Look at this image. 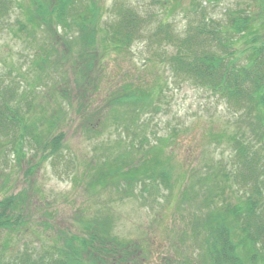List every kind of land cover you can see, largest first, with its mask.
I'll use <instances>...</instances> for the list:
<instances>
[{"label": "trees", "instance_id": "16d2710c", "mask_svg": "<svg viewBox=\"0 0 264 264\" xmlns=\"http://www.w3.org/2000/svg\"><path fill=\"white\" fill-rule=\"evenodd\" d=\"M25 1L0 0V24H4V19L10 17L15 8L21 9L26 24L36 32L40 30L47 46L51 44L50 49L44 48L45 56L40 58L38 67L44 71L45 65L50 68L48 70L54 69L53 73L62 71L55 86L60 90L61 98H69L72 111L71 100L77 98L74 112L79 121L82 120L78 122L80 128L90 139L89 135L101 137L110 126L107 123L110 112L108 117L113 119L114 130L120 135L117 144L125 147L126 156L113 158L107 153L94 165L87 164L84 171H98L96 181L100 184L114 187L126 195L134 194L137 185L149 192V188H157L158 184L171 187L172 166L168 158L162 160L159 157L163 152L159 143L170 139L164 137L159 143L152 144L147 130L144 131L145 125L142 127L139 121L150 110H160L157 101L164 93L163 86L165 88L169 83L164 78L152 86L146 82L123 83L104 101V107L101 103L93 109L92 90L97 83L91 77L95 66L113 49L119 53L130 51L133 44L145 39L144 33L149 28L152 33L148 39L156 41L165 50L163 55L160 52L156 56L175 77L204 88L241 112L237 121L246 125L252 136L244 132L237 137L235 151L239 160L233 167L235 172L224 173L223 177L228 182L233 176L232 179L244 185L245 198L239 197L237 203L224 201L226 206L218 208L216 204L214 207L209 205L218 202L216 195L207 196L212 201L205 198L207 211L202 212V217L195 218L192 232L201 251L193 260L186 254L185 258L189 264H264V154L258 152L259 147L264 150V37L258 34L257 27L264 23V12L251 15V4L229 9L223 19L206 18L203 12V17L188 24L185 30L177 31L169 22L170 16L165 15V20L161 19L151 28L152 17H142L132 7H123L116 15L117 19L106 22L101 0ZM151 1L164 9L171 2ZM175 1L179 3V0ZM257 1L264 11V0H254ZM58 28H62V34L66 33L64 37L58 33ZM62 38L67 49L65 55H60L59 62L69 66L65 68L61 64V69L59 62L51 58L56 52L55 44ZM243 43L247 46L243 45L242 49ZM70 55L74 59L72 62L67 61ZM52 62L51 68L47 64ZM53 73L46 71L45 77H52ZM43 78L39 71L38 81L29 83V88L20 90L12 82L0 89V146L8 139L20 161L28 155L35 157L39 151L44 161L56 158L66 138V133L59 129L60 121L64 120L61 113L49 116L43 107L39 112L40 92L36 91L40 90ZM120 108L124 114L130 112L134 117L126 115L125 121H118L120 119L114 115ZM137 154L140 155L138 160L134 157ZM33 167L25 172L29 180L35 175ZM209 176L202 177V184ZM32 183L29 189L33 188ZM28 191L0 201V236L6 230L16 231L25 223V209L30 203ZM236 191L243 193L242 189ZM104 220L95 217L81 221L87 234L77 238L61 230L62 237L53 239L50 249L21 252L12 259L2 252L0 264H143L146 258L142 256L140 246L122 242L112 233V224ZM62 238L64 243L61 244Z\"/></svg>", "mask_w": 264, "mask_h": 264}, {"label": "rangeland", "instance_id": "374dc122", "mask_svg": "<svg viewBox=\"0 0 264 264\" xmlns=\"http://www.w3.org/2000/svg\"><path fill=\"white\" fill-rule=\"evenodd\" d=\"M101 4L106 22L117 19L116 15L123 7H132L142 17H152L151 28L156 27L161 19L165 20V15L170 16L169 22L177 31L185 30L203 12L206 18L223 19L229 9L245 8L247 4H251L253 16L264 12L259 1L254 0H221L220 3L209 0H179L177 3L171 0L166 9L151 0H101ZM4 20V24H0V89H5L12 82L20 90L29 88V83L38 81L40 71L44 78L40 82V90L36 91L40 92L39 112L43 107L49 116L61 113L64 120L60 121L59 129L66 133V138L59 155L47 161L40 157V151L35 157L28 155L20 161L8 139H4L0 146V201L28 189L30 202L25 209V223L16 231L6 230L1 234L0 254L5 252V256L12 259L21 252L50 249L53 239L62 237L61 230L76 238L84 236L87 231L81 221L96 217L112 224V233L122 242L139 245L142 256L146 258L143 264H189L185 254L193 260L201 251L192 232L195 218L202 217V212L207 211L205 198L216 195L218 202L209 205L214 207L216 204L218 208L226 206L224 201L237 203L239 197L245 198L244 185L232 179L233 176L228 182L223 177L224 173L235 172L232 170L239 160L235 151L237 137L244 132L252 136L246 125L237 121L241 112L204 88L175 77L156 56L160 52L163 55L165 50L156 41L148 39L152 33L150 28L144 33L145 39L133 44L130 51L119 53L112 48L113 51L93 70L91 79L97 83L92 90L93 109L101 103L100 106L104 107V101L123 83L146 82L152 86L162 78L169 83L167 87L163 86L164 93L160 95L159 103L157 101L160 110H150L139 123L142 127L145 125L144 131L147 130L152 144L159 143V139L164 137L170 139L159 143L163 151L159 157L162 160L168 158L172 166L171 187L158 184L157 188H149V192L137 185L134 194L119 193L114 187L96 181L98 171H84L88 163L94 165L103 154L109 153L113 158L126 156L124 145L117 144L120 135L114 130L113 119L108 117L110 112L107 114L110 125L107 131L101 137L89 135L92 139L88 138L79 126L78 122L82 120L79 121L74 112L77 98L71 100L72 111L69 98H61L60 90L55 86L62 71L53 73L54 69L48 70L50 68L45 65L44 71L38 67L40 58L45 56L44 48L50 49L51 44L47 46L40 30L36 32L26 24L21 9L15 8ZM20 23L26 25L23 27ZM257 27L258 34L264 37V23ZM58 33L62 37L66 34H62V28H58ZM65 43L62 38L55 44L56 52L51 58L54 62H59L60 55H65ZM244 44L240 45L242 49ZM72 59L70 55L67 61L72 62ZM54 62L47 65L52 68ZM61 64L59 62L58 68L69 66ZM46 71L52 72L53 76L45 77ZM126 115L120 108L119 112L116 109L114 117L118 116L121 122L126 120ZM127 116L134 117L130 112ZM258 150L264 154L261 147ZM139 156L134 157L138 160ZM30 166H34L32 171L35 175L29 180L25 172L30 171ZM206 175L211 176L202 184V177ZM31 181L34 185L29 189ZM237 188L243 193L236 191Z\"/></svg>", "mask_w": 264, "mask_h": 264}]
</instances>
